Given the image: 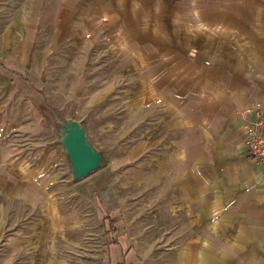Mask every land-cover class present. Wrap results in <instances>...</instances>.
Returning <instances> with one entry per match:
<instances>
[{
    "label": "rangeland",
    "instance_id": "rangeland-1",
    "mask_svg": "<svg viewBox=\"0 0 264 264\" xmlns=\"http://www.w3.org/2000/svg\"><path fill=\"white\" fill-rule=\"evenodd\" d=\"M72 1L81 12L103 1L112 7V0H0V263L6 249L53 246L64 264H124L123 249L141 250L134 258L141 264H179L182 239L167 229L165 99L156 94L152 105L149 70L139 76L149 66L135 63L131 36L118 41V22L92 36L93 22L87 29L66 22ZM52 111L84 121L104 152L102 167L79 182L56 143ZM236 240L251 248L231 254L224 241L207 259L264 264V238ZM23 261L15 255V264Z\"/></svg>",
    "mask_w": 264,
    "mask_h": 264
},
{
    "label": "crops",
    "instance_id": "crops-1",
    "mask_svg": "<svg viewBox=\"0 0 264 264\" xmlns=\"http://www.w3.org/2000/svg\"><path fill=\"white\" fill-rule=\"evenodd\" d=\"M71 5L66 22H93L92 36L118 22V41L131 36L135 63L149 66L139 76L149 70L151 100L165 99L167 229L182 239L179 264H212L207 253H222L224 241L237 254L251 246L236 239L264 238V167L250 158L241 119L264 111V0H112L88 13ZM125 250L124 264H141V250ZM6 251L0 264L16 254L23 264H64L53 246Z\"/></svg>",
    "mask_w": 264,
    "mask_h": 264
},
{
    "label": "water",
    "instance_id": "water-1",
    "mask_svg": "<svg viewBox=\"0 0 264 264\" xmlns=\"http://www.w3.org/2000/svg\"><path fill=\"white\" fill-rule=\"evenodd\" d=\"M52 115L57 131L56 143L62 146L68 159L73 181L79 182L99 170L105 155L89 139L86 123L60 116L54 111Z\"/></svg>",
    "mask_w": 264,
    "mask_h": 264
},
{
    "label": "built area",
    "instance_id": "built-area-1",
    "mask_svg": "<svg viewBox=\"0 0 264 264\" xmlns=\"http://www.w3.org/2000/svg\"><path fill=\"white\" fill-rule=\"evenodd\" d=\"M241 119L250 158L264 167V111L256 110L243 114Z\"/></svg>",
    "mask_w": 264,
    "mask_h": 264
}]
</instances>
